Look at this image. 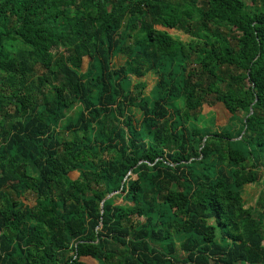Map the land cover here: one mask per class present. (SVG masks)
<instances>
[{"label": "trees", "instance_id": "16d2710c", "mask_svg": "<svg viewBox=\"0 0 264 264\" xmlns=\"http://www.w3.org/2000/svg\"><path fill=\"white\" fill-rule=\"evenodd\" d=\"M248 1L0 0V264H264Z\"/></svg>", "mask_w": 264, "mask_h": 264}, {"label": "rangeland", "instance_id": "374dc122", "mask_svg": "<svg viewBox=\"0 0 264 264\" xmlns=\"http://www.w3.org/2000/svg\"><path fill=\"white\" fill-rule=\"evenodd\" d=\"M247 2H249L248 0H246ZM157 28L162 29V30H166L168 31L170 34L174 35V36H178L183 40H188L189 39V34H186L183 31L177 30L175 28H166L163 27L161 25H157ZM123 58L122 55L116 57L113 61L117 62L119 64L120 60ZM87 61V60H86ZM85 61V64H87ZM142 81H146L147 82V86H146V93H149L150 90L153 88V86L155 85L156 82V76L153 74H148L147 76H145L144 78H142ZM75 112V108L73 110H71L69 112V114H74ZM204 114H208V112H213L214 115H216V119H217V124H223L228 116V112L226 109H224L222 106H220V104H215V105H208V104H204L203 106V111ZM140 114L137 115V117H139ZM207 127L209 129H213L215 127L214 124L209 123L207 125ZM217 127V126H216ZM72 178H77L79 176V173L74 171L71 172L69 174ZM134 177H136V175H133ZM261 190V186L257 185V184H251L247 186V195H246V200H247V206L254 204L256 199L259 196ZM23 200L28 203L29 205H34L36 203V196L34 193L32 192H28L26 194V196L23 198ZM123 202L121 198L116 197V203H121ZM84 260H86L88 263L90 264H98L96 261H94L93 259L89 258V257H83Z\"/></svg>", "mask_w": 264, "mask_h": 264}, {"label": "water", "instance_id": "95a60500", "mask_svg": "<svg viewBox=\"0 0 264 264\" xmlns=\"http://www.w3.org/2000/svg\"><path fill=\"white\" fill-rule=\"evenodd\" d=\"M251 112H252V110H251ZM206 138H207V137H206ZM111 195H112V194H111ZM111 195H110V196H111Z\"/></svg>", "mask_w": 264, "mask_h": 264}]
</instances>
